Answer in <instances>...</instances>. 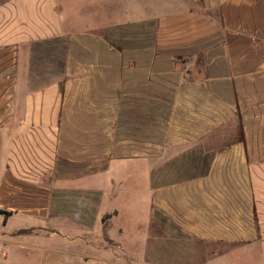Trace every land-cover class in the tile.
Returning a JSON list of instances; mask_svg holds the SVG:
<instances>
[{
	"label": "crops",
	"instance_id": "obj_1",
	"mask_svg": "<svg viewBox=\"0 0 264 264\" xmlns=\"http://www.w3.org/2000/svg\"><path fill=\"white\" fill-rule=\"evenodd\" d=\"M144 187L151 264H264V0H0V264L11 217Z\"/></svg>",
	"mask_w": 264,
	"mask_h": 264
},
{
	"label": "rangeland",
	"instance_id": "obj_2",
	"mask_svg": "<svg viewBox=\"0 0 264 264\" xmlns=\"http://www.w3.org/2000/svg\"><path fill=\"white\" fill-rule=\"evenodd\" d=\"M99 180L102 181L98 179L97 185L100 184ZM73 198L74 196L69 193L65 201L58 204L56 210L46 219L18 218L16 215L9 219L8 227H35L36 234H20L19 240H22V243L34 245L38 249L30 252L33 247L26 246L23 250L12 251V257L8 264H60L59 261L62 264H71L75 259L80 260L81 263L85 262V264H107L103 260H98L99 258L122 259L121 264H123L124 258L128 259V264H151L146 260L150 256L151 250L163 247L162 241L150 238L149 217H147L149 196L145 187L140 199L137 200V205L131 204L130 208L128 205L126 213L114 216L111 220L112 227L106 231L101 218L87 217L86 206ZM104 204V201L100 204V210ZM117 204L120 203L117 202ZM105 213H102L103 217ZM2 218L3 216L0 215V226ZM88 240L96 243L94 250L90 245V252L95 253L97 259L95 261L91 258L84 260L78 253L80 251L74 249L77 245L88 242ZM99 245L101 248H98ZM171 245L173 249L170 254L168 249H160L169 255L160 258H184L179 252L180 247L178 250H174L176 244L172 243ZM63 260L67 263H63ZM116 263L120 264L119 261Z\"/></svg>",
	"mask_w": 264,
	"mask_h": 264
},
{
	"label": "trees",
	"instance_id": "obj_3",
	"mask_svg": "<svg viewBox=\"0 0 264 264\" xmlns=\"http://www.w3.org/2000/svg\"><path fill=\"white\" fill-rule=\"evenodd\" d=\"M0 212H3V213H5V214H7V213H8V212H6V211H3V210H1V209H0Z\"/></svg>",
	"mask_w": 264,
	"mask_h": 264
}]
</instances>
